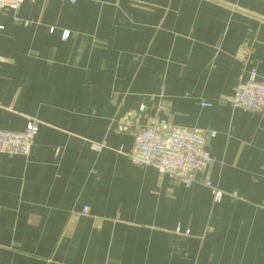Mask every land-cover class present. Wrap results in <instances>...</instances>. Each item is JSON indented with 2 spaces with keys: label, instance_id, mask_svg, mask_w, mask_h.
I'll return each instance as SVG.
<instances>
[{
  "label": "crops",
  "instance_id": "crops-1",
  "mask_svg": "<svg viewBox=\"0 0 264 264\" xmlns=\"http://www.w3.org/2000/svg\"><path fill=\"white\" fill-rule=\"evenodd\" d=\"M0 25V130L40 123L0 155V264H264V111L230 102L264 80V0H25ZM159 119L216 132L189 187L127 156Z\"/></svg>",
  "mask_w": 264,
  "mask_h": 264
},
{
  "label": "built area",
  "instance_id": "built-area-1",
  "mask_svg": "<svg viewBox=\"0 0 264 264\" xmlns=\"http://www.w3.org/2000/svg\"><path fill=\"white\" fill-rule=\"evenodd\" d=\"M65 1L76 3L78 0ZM24 2L25 0H0V11L5 8L18 11ZM25 23L28 24V21ZM2 29L0 25V30ZM67 35L68 33L65 36ZM3 61L0 56V64ZM230 102L235 108L264 111V80H259L252 71L247 80H241L235 87ZM39 128L40 123L31 120L20 132L0 130V155H30ZM123 130L124 128H119V131ZM132 136L133 148L127 156L133 165L154 168L159 174L188 187L195 183L197 176L204 173L212 162L206 143L209 137L216 136L214 131L175 126L166 119H159L150 121ZM92 147L95 151H101L104 145L93 144ZM203 183L212 188L209 180H204ZM214 192L216 196L221 194L219 191Z\"/></svg>",
  "mask_w": 264,
  "mask_h": 264
}]
</instances>
